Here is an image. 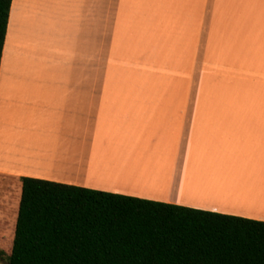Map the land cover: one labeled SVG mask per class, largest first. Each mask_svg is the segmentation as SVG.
I'll use <instances>...</instances> for the list:
<instances>
[{"label":"crops","instance_id":"obj_1","mask_svg":"<svg viewBox=\"0 0 264 264\" xmlns=\"http://www.w3.org/2000/svg\"><path fill=\"white\" fill-rule=\"evenodd\" d=\"M22 178L264 223V0H11L0 183Z\"/></svg>","mask_w":264,"mask_h":264},{"label":"trees","instance_id":"obj_2","mask_svg":"<svg viewBox=\"0 0 264 264\" xmlns=\"http://www.w3.org/2000/svg\"><path fill=\"white\" fill-rule=\"evenodd\" d=\"M10 7L0 0V64ZM21 183L8 264H264L263 222L32 178Z\"/></svg>","mask_w":264,"mask_h":264},{"label":"rangeland","instance_id":"obj_3","mask_svg":"<svg viewBox=\"0 0 264 264\" xmlns=\"http://www.w3.org/2000/svg\"><path fill=\"white\" fill-rule=\"evenodd\" d=\"M100 35L101 32L99 31V41L102 40ZM20 199L21 186L18 187L8 181L0 183V250L5 255L4 259L0 260V264H8L7 258L11 253L18 217L17 205Z\"/></svg>","mask_w":264,"mask_h":264},{"label":"bare ground","instance_id":"obj_4","mask_svg":"<svg viewBox=\"0 0 264 264\" xmlns=\"http://www.w3.org/2000/svg\"><path fill=\"white\" fill-rule=\"evenodd\" d=\"M32 146V150H33V145H29V150H30V147ZM42 148H43V146H42ZM82 149V148H81ZM38 150V149H37ZM44 150H45V148H44ZM83 151V150H82ZM29 152V151H28ZM19 153V152H18ZM30 153H32L31 154V156L32 157H35L33 154H35L36 155V153L35 152H30ZM39 154V153H38ZM20 157V156H19ZM46 157V156H45ZM37 158V157H36ZM104 158V157H103ZM77 159H78V157H77ZM105 159V158H104ZM42 160V159H41ZM47 160V159H46ZM82 160H84V159H82ZM40 161V160H39ZM141 161V160H140ZM83 164V163H82ZM146 164V163H145ZM78 165V164H77ZM80 165V164H79ZM87 166V165H86ZM80 167V166H79ZM82 168H83V165L81 166ZM91 167V166H90ZM143 167V166H142ZM147 167V166H146ZM75 168V167H74ZM86 168H88L89 169V166H87ZM144 169V168H143ZM81 170V169H80ZM85 171V170H84ZM88 171V170H87ZM110 172V171H109ZM147 172V171H146ZM85 173H87V172H85ZM88 173H89V171H88ZM92 173H93V171H92ZM95 173V172H94ZM91 174V173H90ZM89 176V175H88ZM87 177V176H86ZM93 177V176H92ZM92 177H90V178H92ZM145 177V176H144ZM89 178V177H88ZM95 178V177H94ZM144 182V181H143ZM143 186V185H142Z\"/></svg>","mask_w":264,"mask_h":264}]
</instances>
